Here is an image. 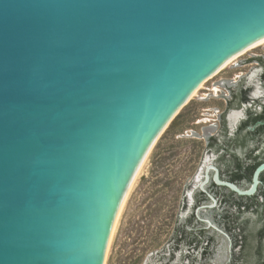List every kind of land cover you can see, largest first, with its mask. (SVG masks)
Here are the masks:
<instances>
[{
	"label": "water",
	"instance_id": "1",
	"mask_svg": "<svg viewBox=\"0 0 264 264\" xmlns=\"http://www.w3.org/2000/svg\"><path fill=\"white\" fill-rule=\"evenodd\" d=\"M262 37L264 0H0V264H103L168 125Z\"/></svg>",
	"mask_w": 264,
	"mask_h": 264
},
{
	"label": "rangeland",
	"instance_id": "2",
	"mask_svg": "<svg viewBox=\"0 0 264 264\" xmlns=\"http://www.w3.org/2000/svg\"><path fill=\"white\" fill-rule=\"evenodd\" d=\"M255 56L262 62L257 64ZM260 66L264 67V45L243 52L233 64L206 79L180 109L167 127L104 264H264V183L257 184L252 195L240 197L228 187L210 190L213 170L207 171L203 182L211 166L228 181L234 157L217 149L223 140L234 137L224 136L221 129L225 94L249 83L254 67ZM248 149L234 151L244 157ZM199 182L214 199L201 191ZM236 185L247 189L249 181ZM190 240L197 242L192 248Z\"/></svg>",
	"mask_w": 264,
	"mask_h": 264
},
{
	"label": "flooded vegetation",
	"instance_id": "3",
	"mask_svg": "<svg viewBox=\"0 0 264 264\" xmlns=\"http://www.w3.org/2000/svg\"><path fill=\"white\" fill-rule=\"evenodd\" d=\"M253 60H256L257 64L262 62L258 56H255ZM250 76L252 77L249 78V83H242L238 90L230 89V93L225 94L226 107L220 114L221 129L224 136L231 134L234 137L229 141L223 140L222 145L217 147L224 151V154L232 155L235 160L233 168H229L228 181L237 184L243 179L248 180V188L251 185L254 171L264 162V67H254V72ZM232 111L242 112L234 128L230 126L228 119V115ZM249 142L254 143V146H249ZM237 148L243 152L247 148L249 149L243 153L244 157H241L234 151ZM211 168L213 172L216 169L218 178L225 181L221 179L216 166H211ZM262 183H264V169L258 174V184ZM217 187L224 186L216 184L212 178L210 190H216ZM201 191L214 199V195L206 189ZM261 196H264V192ZM204 197L206 198V196ZM252 198L257 200V196Z\"/></svg>",
	"mask_w": 264,
	"mask_h": 264
},
{
	"label": "bare ground",
	"instance_id": "4",
	"mask_svg": "<svg viewBox=\"0 0 264 264\" xmlns=\"http://www.w3.org/2000/svg\"><path fill=\"white\" fill-rule=\"evenodd\" d=\"M261 45H264V37L258 39L256 42H254L253 44H251L250 46H248L246 49L228 57L220 66L219 68L214 71L211 75H209L207 78H205L203 81H201L198 86L194 89V91L191 93V95L189 96V98L192 97V95L194 94L195 90L198 89V87L200 86L201 83H203L206 79H208L209 77L213 76L214 74L218 73L220 70H222L228 63L233 64L235 62V58H237L239 55H241L243 52H247L249 50H252L254 48H257ZM252 76H250L249 78H251ZM242 112L241 111H232L229 113L228 115V119H229V124L231 127H234L236 125V123L238 122L239 118L241 117ZM199 180V174L196 176V181ZM200 183V182H199ZM201 184V183H200ZM109 249V248H108ZM108 249L104 255V259H103V264H104V260L105 257L107 255Z\"/></svg>",
	"mask_w": 264,
	"mask_h": 264
},
{
	"label": "trees",
	"instance_id": "5",
	"mask_svg": "<svg viewBox=\"0 0 264 264\" xmlns=\"http://www.w3.org/2000/svg\"><path fill=\"white\" fill-rule=\"evenodd\" d=\"M224 187H225V186H224ZM231 192H232V193H236V192H234V191H232V190H231ZM240 197H242V195H240ZM234 204H235L236 206H238V207H239V205H241L240 202H234ZM179 241H180V240H178V241L176 242L177 245L179 244ZM195 243H197L196 240H190V241L188 242V246H189V248H192L191 245H192V244L195 245ZM204 250H206V249L204 248Z\"/></svg>",
	"mask_w": 264,
	"mask_h": 264
}]
</instances>
